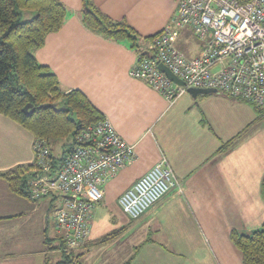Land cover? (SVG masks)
Here are the masks:
<instances>
[{"label":"crops","instance_id":"1","mask_svg":"<svg viewBox=\"0 0 264 264\" xmlns=\"http://www.w3.org/2000/svg\"><path fill=\"white\" fill-rule=\"evenodd\" d=\"M57 1L67 10L64 24L34 52L36 61L54 73L64 92L81 91L135 152L134 161L104 185L96 207L108 199L103 217L119 213V228L125 229L98 244L106 234L93 238L91 221L78 249L82 264H123L134 252L132 264H192L189 257L196 264H241L230 233H250L264 222V113L217 93L186 92L170 104L130 77L138 52L150 49L143 38L168 24L179 0H93L103 14L126 21L140 35L136 49L85 28L81 0ZM192 36L184 28L176 40L187 58L202 47ZM33 142L32 134L0 115V172L31 164ZM161 158L181 191H169L131 221L118 211V198ZM60 203L56 195L36 201L18 196L0 179V264L58 260L52 213Z\"/></svg>","mask_w":264,"mask_h":264},{"label":"built area","instance_id":"2","mask_svg":"<svg viewBox=\"0 0 264 264\" xmlns=\"http://www.w3.org/2000/svg\"><path fill=\"white\" fill-rule=\"evenodd\" d=\"M184 28H190L202 44L193 58L176 47ZM159 63L184 85L171 81ZM129 75L170 104L192 87L264 109V0H179L148 52H138ZM76 140L77 147L55 172L48 146L34 141L36 169L27 181L28 199L61 198L52 214L66 250H76L87 240L104 185L135 159L134 146L105 117L80 132ZM174 189L181 191L166 159L161 158L119 196L118 204L129 219L137 220Z\"/></svg>","mask_w":264,"mask_h":264},{"label":"trees","instance_id":"3","mask_svg":"<svg viewBox=\"0 0 264 264\" xmlns=\"http://www.w3.org/2000/svg\"><path fill=\"white\" fill-rule=\"evenodd\" d=\"M66 13L65 6L57 0H0V115L32 134L34 141L45 142L53 172L77 147L78 134L104 118L81 91L64 92L54 73L34 57L45 38L61 29ZM80 17L92 33L114 42L127 41L134 49L138 47L140 35L126 21H115L103 14L93 0H81ZM156 35L143 40L151 43ZM27 104L32 108L24 112ZM253 107L258 114L264 113V109ZM60 141L65 144L60 154L54 156L51 146ZM35 169L33 160L31 164L0 172V179L11 192L28 198L27 181ZM124 229L120 227L104 235L98 244L110 243ZM229 238L240 252L241 264H264V222L250 233L232 231ZM56 239L59 258L54 263L46 259L45 264H82L83 253L66 250L61 238ZM134 256L135 252L123 264H132Z\"/></svg>","mask_w":264,"mask_h":264},{"label":"rangeland","instance_id":"4","mask_svg":"<svg viewBox=\"0 0 264 264\" xmlns=\"http://www.w3.org/2000/svg\"><path fill=\"white\" fill-rule=\"evenodd\" d=\"M28 17L27 18H23V20L29 19ZM189 36H191V35H189ZM192 38L196 41L195 37L192 36ZM195 41H192V44H196ZM63 144H65V141H60V142H58V143H56V144L51 146V150H52L54 156H58L60 154L61 146ZM106 202H108V199H107V201L103 202L102 205L100 207H98L97 209H96V207H97L96 206L95 207L96 210L94 209L93 217H92L93 238H100L104 234L112 233L113 231H116L119 228L120 224H121V222H119L120 217H121V215L119 213L116 214L115 212H112V216H113L112 218H110V213H108L107 218L103 217L104 212L107 214ZM118 209H120V208L118 207ZM118 211L122 212L121 209L118 210ZM91 229H92V226H91ZM205 248L207 249L206 246H205ZM78 249H79V247L75 251L78 252ZM200 253L201 252H198V255H200ZM188 261H190L192 264H196V262L193 261L192 257H189ZM240 263H241V261H240ZM197 264H199V263H197Z\"/></svg>","mask_w":264,"mask_h":264},{"label":"water","instance_id":"5","mask_svg":"<svg viewBox=\"0 0 264 264\" xmlns=\"http://www.w3.org/2000/svg\"><path fill=\"white\" fill-rule=\"evenodd\" d=\"M158 68L174 83L183 86L184 83L183 81H181L180 79H178L175 75H173L166 66H164L162 63L158 64ZM187 93H189L191 96L195 97L198 94H210V93H214L211 90H204V89H196V88H192V87H188L187 88ZM31 105L27 104L24 106L23 111L24 112H28L29 109H31Z\"/></svg>","mask_w":264,"mask_h":264}]
</instances>
